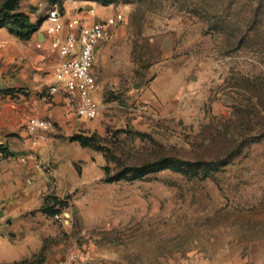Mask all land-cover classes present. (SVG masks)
<instances>
[{
  "label": "rangeland",
  "instance_id": "1",
  "mask_svg": "<svg viewBox=\"0 0 264 264\" xmlns=\"http://www.w3.org/2000/svg\"><path fill=\"white\" fill-rule=\"evenodd\" d=\"M54 5L124 20L94 63L99 114L56 121L36 156L44 178L32 182L24 215L33 253L4 264H56L73 249L95 264H264V139H248L233 112L250 95L243 80L264 69L258 46L239 40L250 18L264 16V0H18L0 49L23 39L9 26L44 21ZM213 8L236 37L218 29ZM16 63L0 50V76L39 77L38 63L24 71ZM243 142L251 143L235 155Z\"/></svg>",
  "mask_w": 264,
  "mask_h": 264
},
{
  "label": "crops",
  "instance_id": "2",
  "mask_svg": "<svg viewBox=\"0 0 264 264\" xmlns=\"http://www.w3.org/2000/svg\"><path fill=\"white\" fill-rule=\"evenodd\" d=\"M45 23L47 26L44 20L30 39H8L7 45L0 49L5 62L17 61L16 64L21 67L19 71L27 67L28 70L29 67L32 69V63H38L35 68L39 75L34 80L30 78L32 82L23 80L20 83H14V78L10 76H0V143L15 153L4 155L0 152V264L20 260L33 253L31 242L35 231L28 228V218L24 215L30 209L32 197L36 199L31 195L36 191L32 182L44 178V170L40 164L37 165L35 158L38 154H44L45 146L32 145L25 129V116L48 115L54 117L55 122L66 118L61 95L46 98L43 93L45 86L54 79V66L58 60L57 53L50 48ZM39 41L43 42V47L37 46ZM42 71L46 72L43 77ZM24 86L29 89H23ZM37 92L42 97L39 101L36 99ZM33 98L34 104L31 106ZM43 99H51L53 107L42 105ZM25 154L32 156L26 163L20 159Z\"/></svg>",
  "mask_w": 264,
  "mask_h": 264
},
{
  "label": "built area",
  "instance_id": "3",
  "mask_svg": "<svg viewBox=\"0 0 264 264\" xmlns=\"http://www.w3.org/2000/svg\"><path fill=\"white\" fill-rule=\"evenodd\" d=\"M96 16L95 7L89 8L88 15H67L54 5L48 9L45 19L50 48L57 53L58 60L54 66V79L45 86L43 93L46 98L60 94L64 116L68 118H93L100 112L97 97L99 83L94 67L97 50L102 42L110 38L119 22L124 20V15L116 13L106 18ZM37 46L43 47V42L39 41ZM54 127L55 121L51 117L32 114L26 117L25 129L34 146L47 142ZM31 157V154H25L20 159L26 163ZM56 264L95 262L88 252L73 249Z\"/></svg>",
  "mask_w": 264,
  "mask_h": 264
},
{
  "label": "trees",
  "instance_id": "4",
  "mask_svg": "<svg viewBox=\"0 0 264 264\" xmlns=\"http://www.w3.org/2000/svg\"><path fill=\"white\" fill-rule=\"evenodd\" d=\"M18 0H4L2 5L0 6V26L4 25L6 22V14L7 10L10 9L14 3ZM218 8L216 9H209L207 14L213 17L217 23H221L218 26L219 30H223L225 35L229 38L236 37V28L233 27L232 24H226L225 21L222 22L219 17L217 16ZM214 15V16H213ZM264 16L256 13L254 18H250V23L253 25L251 29H249L245 36L240 38L239 40H252L255 45L258 46L257 51L259 61L263 64L264 67V30L261 28L263 24ZM43 20H39L38 23H30L28 21H21L20 28H13L9 26L11 31H14L17 35H19L23 39H30L32 35L40 28ZM223 25V26H222ZM245 84H241V88L247 90L250 95L242 98L237 99V105L234 109V114L236 117L237 126L239 128L243 127L244 130H247L248 139H253L254 141H259L264 139V69L260 70V72L255 73L252 77L248 76L246 78ZM250 137V138H249ZM246 139V138H245ZM251 142H243L238 144L239 149L237 150L236 154L240 153L242 148L246 145H249ZM0 152L4 155L15 154L11 152L7 147L0 143ZM167 160L164 158L156 159L152 162L145 163L144 165L138 166L133 168V177L141 176L144 174L148 169L152 168H160L163 166ZM107 179L110 180L109 176ZM42 211L46 209L44 207L41 208ZM48 211V210H46ZM57 212V211H56Z\"/></svg>",
  "mask_w": 264,
  "mask_h": 264
}]
</instances>
